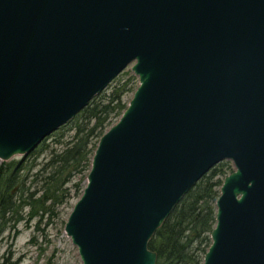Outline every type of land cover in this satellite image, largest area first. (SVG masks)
Here are the masks:
<instances>
[{"label": "water", "instance_id": "water-1", "mask_svg": "<svg viewBox=\"0 0 264 264\" xmlns=\"http://www.w3.org/2000/svg\"><path fill=\"white\" fill-rule=\"evenodd\" d=\"M65 222L82 264H156V230L214 165L202 264H264V0H0V161L30 153L127 65Z\"/></svg>", "mask_w": 264, "mask_h": 264}, {"label": "trees", "instance_id": "trees-1", "mask_svg": "<svg viewBox=\"0 0 264 264\" xmlns=\"http://www.w3.org/2000/svg\"><path fill=\"white\" fill-rule=\"evenodd\" d=\"M129 83L126 81L114 87L108 96H95L73 118L74 134L59 150L50 149L48 159L39 165L34 179L29 180L30 169L35 164L25 167L16 159L0 163V236L8 227H16L25 219L22 215L24 208H29L27 220H31L42 218L67 201L69 191L65 185L76 175L83 177L88 171L94 149L89 144L110 125L111 115L121 114L126 108L121 97L131 89ZM232 171L230 161L218 163L172 209L148 243V247L157 253L156 264H202L211 243L210 232L215 224V201L219 188L223 177ZM80 188V181L75 182V194H79ZM0 264L16 263L0 255Z\"/></svg>", "mask_w": 264, "mask_h": 264}, {"label": "rangeland", "instance_id": "rangeland-1", "mask_svg": "<svg viewBox=\"0 0 264 264\" xmlns=\"http://www.w3.org/2000/svg\"><path fill=\"white\" fill-rule=\"evenodd\" d=\"M131 65L132 63L127 65L126 68L117 77H115L99 94L96 95V97L100 94H105L106 96H108L111 94V91L114 87H118L126 81H129L130 83L128 84V86L131 89H128L121 97L122 101L127 106L134 90L138 85V77L133 73ZM123 111L124 109L122 110V112ZM121 114L115 113L111 115L110 125L105 128V131L115 122H117ZM76 115L74 117H76ZM73 118L68 123L60 126L58 129L44 138L30 153L24 156L17 155L11 158L16 159L17 161H22L24 164L23 166L25 167H30L31 165L35 164V166L30 169L31 177L29 180H32L34 174L38 173L39 165L44 164L48 159L50 155V149L55 148L59 150L64 146V143L74 134V131L72 129L74 123H71ZM100 137L101 135L99 137L93 138L91 140V143L89 144L90 148L94 147L92 155ZM58 140H60L62 143H56ZM44 146H49V148L46 149L44 148ZM1 162L2 161H0V163ZM230 165L233 168V164L231 161ZM214 166L208 172H210L214 168ZM88 171L84 173L83 177H81L80 175H76L74 179H72L70 182H68V184L65 185V187L68 188L69 197L63 204L55 207V209H53V212H48L42 218L36 217L31 220H27L29 208H24L22 210V215L23 217H25V219L17 223L15 225L16 227H8L1 234L0 255L9 258L16 264H82L77 251V247L72 243L70 237L65 233L64 226L67 217L73 207V204L78 200L83 192ZM208 172L204 175L208 174ZM77 181H80L81 184L79 194H75L74 190V184ZM37 183L41 185V182ZM30 190H33V187H31ZM14 194L18 193L15 192Z\"/></svg>", "mask_w": 264, "mask_h": 264}]
</instances>
